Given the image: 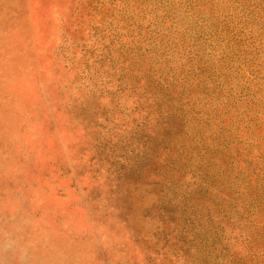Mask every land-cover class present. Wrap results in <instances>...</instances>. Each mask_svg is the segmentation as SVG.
I'll return each instance as SVG.
<instances>
[{"label":"rangeland","instance_id":"obj_1","mask_svg":"<svg viewBox=\"0 0 264 264\" xmlns=\"http://www.w3.org/2000/svg\"><path fill=\"white\" fill-rule=\"evenodd\" d=\"M0 264H264V0H0Z\"/></svg>","mask_w":264,"mask_h":264}]
</instances>
